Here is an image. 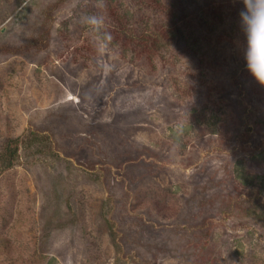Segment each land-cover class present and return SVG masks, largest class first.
<instances>
[{"label": "rangeland", "instance_id": "374dc122", "mask_svg": "<svg viewBox=\"0 0 264 264\" xmlns=\"http://www.w3.org/2000/svg\"><path fill=\"white\" fill-rule=\"evenodd\" d=\"M239 8L0 0V152H18L0 264H264V226L236 204L264 205V86L245 65L229 83ZM166 12L191 20L180 43L126 46Z\"/></svg>", "mask_w": 264, "mask_h": 264}, {"label": "trees", "instance_id": "16d2710c", "mask_svg": "<svg viewBox=\"0 0 264 264\" xmlns=\"http://www.w3.org/2000/svg\"><path fill=\"white\" fill-rule=\"evenodd\" d=\"M216 7V6H215ZM212 7V8H215ZM215 13V12H214ZM167 20L168 22L160 27L159 29H157V31H155V33L152 35H147L146 37H135L134 39H128L127 34L122 33L123 35L122 40H125V44L126 46H134L137 50H141V52L144 49H147L149 51L152 50V48H154L155 44L164 40L167 42L170 46H173L175 44H178L180 42H178V40H180V38L182 37L183 34V27L186 26V28H188L189 25V21L187 20H182V16L179 17L176 15H173V13H167ZM178 17V18H177ZM181 43L184 44V46L181 49V52L183 53V55H185L188 52H192L194 50V46L196 45L195 43H189L187 41H182ZM148 45H150L148 47ZM148 52V51H147ZM239 65L234 66V69L231 71L230 73V79L229 83L232 84V87H236L237 89H239L240 83L239 81H237L238 77H239V73H238V67H242L245 65L243 59H240ZM239 84V86H238ZM246 86H243L240 88V92H244V90L246 91ZM244 134H246L244 132ZM17 140H11L9 141L8 144H6V146L1 150L0 152V166L5 169V168H10L13 166V164L17 161L18 158V152H17ZM241 197V196H239ZM252 197V198H251ZM242 200H238V203H236L239 207L240 204H243L245 202L246 206H242L241 210L243 212H250V214L255 215L258 218V221L261 222L264 226V205H258L260 203H255L254 202V197L253 196H248L245 197L243 196ZM243 208V209H242Z\"/></svg>", "mask_w": 264, "mask_h": 264}, {"label": "clouds", "instance_id": "9594fccd", "mask_svg": "<svg viewBox=\"0 0 264 264\" xmlns=\"http://www.w3.org/2000/svg\"><path fill=\"white\" fill-rule=\"evenodd\" d=\"M238 28L242 40L236 41L245 69L261 86H264V0H237ZM86 22L94 28L103 24V18L90 16ZM110 39V37H109Z\"/></svg>", "mask_w": 264, "mask_h": 264}]
</instances>
